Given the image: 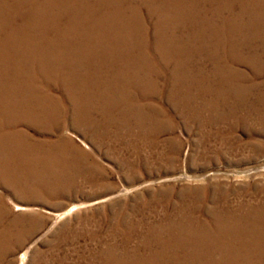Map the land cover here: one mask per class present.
<instances>
[{
    "label": "rangeland",
    "instance_id": "1",
    "mask_svg": "<svg viewBox=\"0 0 264 264\" xmlns=\"http://www.w3.org/2000/svg\"><path fill=\"white\" fill-rule=\"evenodd\" d=\"M162 1L117 0L145 20L152 41L151 58L141 65L146 79L136 87L122 83L128 95L120 86L113 98L85 82L73 103L55 71L43 74L40 65L26 63L60 108L38 120H0V264H218L233 261L235 248L244 260L245 244L236 241L234 248L223 232L264 223V110H256L252 92H232L225 76L264 89V30H256L264 27V0L190 1L203 9L198 21L181 6L176 23ZM21 2L12 7L16 26L74 21L61 0ZM161 21L166 37L187 41L179 47L188 49L184 64L155 45ZM6 24L0 20V38L9 33ZM202 37L224 42L209 61L210 41L207 49L190 48L189 40ZM224 39L233 42L232 57ZM65 40L57 38L58 45Z\"/></svg>",
    "mask_w": 264,
    "mask_h": 264
},
{
    "label": "bare ground",
    "instance_id": "2",
    "mask_svg": "<svg viewBox=\"0 0 264 264\" xmlns=\"http://www.w3.org/2000/svg\"><path fill=\"white\" fill-rule=\"evenodd\" d=\"M18 1L22 3L21 0H12V3L7 0H0V20L2 19L7 22L6 25L9 30L8 34L0 38V120H8L15 116H24L38 120V117L42 114L43 116L50 117L60 108L58 99L42 90L41 84L36 80L38 70L33 66L26 65L27 62L40 65L39 67L42 69L40 72L43 74L55 71L54 73L61 83H58L59 88L65 91L66 97L71 98L73 103L77 100L73 95L74 90L85 82L90 83V85L100 86L103 89L102 93L107 89L109 95L114 98L120 86L123 88L125 95L129 94L126 89L124 90L122 83L136 87L138 83L146 79V77L142 79L141 65L142 63H148L151 58L149 46L152 41L149 42V39L146 38L148 33L145 31V20H138L135 17L134 8L131 9V13L127 14L126 9H129V6L126 3H119L117 0H94V2L74 0L71 4L68 2L69 0H61L63 2L61 4L62 8L65 5L69 6L66 10L69 13V17H74L73 23L60 26L56 22L57 17H55L40 24L34 21L26 23L27 21L25 20V24L16 26L12 22V7L16 11V7L19 5ZM190 1L198 4L199 1L205 0H164L162 1V11L164 14H168L176 23L177 20L183 17V11L181 14L176 9L183 6L181 9H186L187 18L195 16L197 19L195 21H198L199 16L196 15L201 13L203 9L200 12V9L190 7ZM122 5H125L126 8ZM192 9H196L197 11L195 12ZM58 15L61 16V14ZM255 15L257 16V14ZM59 16V19L63 18ZM159 24L155 29L156 38L153 39L155 45L161 48L163 54L169 56V58H179L177 64H184V57L182 56L188 53V49L184 50L179 47L187 41L181 42L174 37L171 39L166 37L167 33L164 32H167V30L163 22L161 21ZM255 25L257 26V24ZM183 27L186 28L184 25ZM11 29L19 32L20 35L19 33L10 31ZM49 29L53 30L52 34L55 37L50 34ZM261 29L264 30V27L261 28L258 25L256 30L262 32ZM137 30L141 35L137 33ZM188 30L186 28L185 34L183 33L182 35H186ZM195 30L201 31V29L195 28L192 31L195 33ZM60 37L66 40L62 41L61 45H58L60 42L57 41V38ZM73 39L76 41H71ZM192 40H189L190 48L191 46L195 48L200 43V46L202 45L205 49H207L210 41L211 52L206 56L204 61H209L208 56H212L224 44L222 41L208 40V38L203 37L196 40V42H191ZM224 40L226 41V39ZM226 42L229 43L230 49L225 50V53L228 55V51H230L231 56L234 49L231 44L233 42L229 40ZM64 46L66 48L69 46L79 47L81 49V52L78 54L79 58L72 54V52H66L63 48L57 49V47ZM17 48H20V51H17ZM42 48L49 49L46 51L47 53L49 51H53V53L41 54L40 49ZM110 48L112 50H109ZM44 55L47 56L44 57ZM190 57L191 52L189 53V59ZM135 58L138 60V66L134 68L132 65ZM249 60L253 61L252 56L249 57ZM85 61L88 63V66L83 68L80 64L81 62L85 64ZM216 65L219 64H214L211 70L217 87L221 83L222 76H219L221 74L219 70L221 69H216ZM225 66V71L229 70V67ZM230 75L231 73L227 77L225 76V80L230 85L232 81L233 87L231 91L236 93L237 96L241 95L240 88L246 92H252L254 99L259 101L256 110L262 113V110H264V89L256 82L249 86H244L241 84L242 82L239 83L237 79L235 81L234 77ZM112 85L115 91H113ZM239 102L241 103V100ZM231 105L232 107L235 106L234 100H231ZM230 111L232 112L231 115H233L234 108H231ZM249 112H253V109L249 110ZM2 136L5 139L4 134ZM223 233L225 234L227 243L234 246V248L237 245L236 241L244 243L245 245L241 248L245 250L246 255L240 254L243 256L242 259H244L240 260L237 255V248H235L230 254L231 256H235L233 261H222L221 259L216 261L218 264H240V262L264 264V223H261L260 220L253 221L252 227L241 225L236 230L229 229L226 233ZM245 256L249 257V260H246ZM22 257L24 260L26 254Z\"/></svg>",
    "mask_w": 264,
    "mask_h": 264
}]
</instances>
